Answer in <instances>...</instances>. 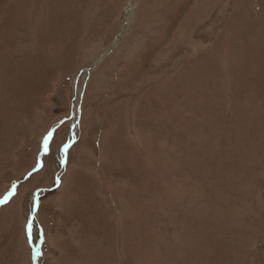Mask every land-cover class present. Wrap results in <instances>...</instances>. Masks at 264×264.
<instances>
[{
	"label": "rangeland",
	"instance_id": "rangeland-1",
	"mask_svg": "<svg viewBox=\"0 0 264 264\" xmlns=\"http://www.w3.org/2000/svg\"><path fill=\"white\" fill-rule=\"evenodd\" d=\"M0 264H264V0H0Z\"/></svg>",
	"mask_w": 264,
	"mask_h": 264
}]
</instances>
